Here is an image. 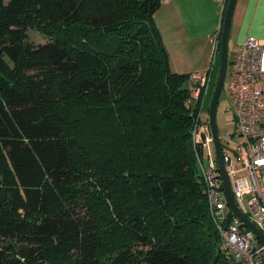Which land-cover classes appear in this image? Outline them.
I'll list each match as a JSON object with an SVG mask.
<instances>
[{"label": "trees", "instance_id": "obj_1", "mask_svg": "<svg viewBox=\"0 0 264 264\" xmlns=\"http://www.w3.org/2000/svg\"><path fill=\"white\" fill-rule=\"evenodd\" d=\"M162 2L0 0V264H240L193 142L205 87L172 69Z\"/></svg>", "mask_w": 264, "mask_h": 264}, {"label": "built area", "instance_id": "obj_2", "mask_svg": "<svg viewBox=\"0 0 264 264\" xmlns=\"http://www.w3.org/2000/svg\"><path fill=\"white\" fill-rule=\"evenodd\" d=\"M226 3L227 0H219ZM219 44L211 69L191 74L200 87L193 90L198 98L205 87V98L198 124L193 131L198 167L209 207L220 234L240 264H264V243L234 214H231L217 161L209 115L205 107L220 69ZM228 100L234 135L220 136L223 158L239 209L264 234V44L255 38L230 47L227 71ZM235 136V138H234ZM233 160L240 163L236 170ZM245 176L240 177V175ZM229 220L228 228H225Z\"/></svg>", "mask_w": 264, "mask_h": 264}, {"label": "crops", "instance_id": "obj_3", "mask_svg": "<svg viewBox=\"0 0 264 264\" xmlns=\"http://www.w3.org/2000/svg\"><path fill=\"white\" fill-rule=\"evenodd\" d=\"M225 5L219 0H163L155 19L176 73L209 72L221 41ZM248 38L264 44V0H237L230 47Z\"/></svg>", "mask_w": 264, "mask_h": 264}, {"label": "water", "instance_id": "obj_4", "mask_svg": "<svg viewBox=\"0 0 264 264\" xmlns=\"http://www.w3.org/2000/svg\"><path fill=\"white\" fill-rule=\"evenodd\" d=\"M237 0H229L223 21V27L221 31V62L218 80L216 82L214 94L211 101V106L209 109V123L214 138V144L216 149L217 161L220 171V177L223 182L224 191L228 200V205L231 214L236 215L263 243L264 234L263 232L239 209L233 192L231 188L230 178L225 166L223 158V144L220 140V134L217 124V112L218 106L221 98L222 91L227 78L228 64H229V50H230V32L233 19V13L235 10ZM229 225V220H227L225 228L227 229Z\"/></svg>", "mask_w": 264, "mask_h": 264}, {"label": "rangeland", "instance_id": "obj_5", "mask_svg": "<svg viewBox=\"0 0 264 264\" xmlns=\"http://www.w3.org/2000/svg\"><path fill=\"white\" fill-rule=\"evenodd\" d=\"M28 39L33 45H39L47 42V39L38 33L35 30L28 31ZM220 66V64H219ZM219 67L217 68V73H215V81L217 82L219 76ZM216 83L211 87V93L209 94L206 107H205V114L209 115V109L211 106L212 97L214 94ZM230 102L228 100V87L227 82H225L224 89L221 94L218 112H217V124L219 129L220 136H227L229 134L234 135L236 131V125L233 121V115L231 112ZM235 138V136H234ZM233 164L236 170H239L241 165L237 163L236 160H233ZM245 176V174L240 175V177Z\"/></svg>", "mask_w": 264, "mask_h": 264}]
</instances>
